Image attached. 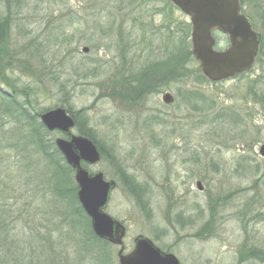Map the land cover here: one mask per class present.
I'll return each mask as SVG.
<instances>
[{"label": "rangeland", "instance_id": "obj_1", "mask_svg": "<svg viewBox=\"0 0 264 264\" xmlns=\"http://www.w3.org/2000/svg\"><path fill=\"white\" fill-rule=\"evenodd\" d=\"M242 5L264 21V0ZM189 23L170 0H0V264H120L74 202L75 173L55 172L56 147L51 168L22 147L56 108L103 153L85 167L116 182L106 212L126 253L145 236L181 264H264L250 255L264 249V43L251 72L214 83L182 49Z\"/></svg>", "mask_w": 264, "mask_h": 264}, {"label": "water", "instance_id": "obj_2", "mask_svg": "<svg viewBox=\"0 0 264 264\" xmlns=\"http://www.w3.org/2000/svg\"><path fill=\"white\" fill-rule=\"evenodd\" d=\"M172 1L190 17L193 55L208 79L220 82L251 70L259 52L261 36L241 14L240 0ZM215 31L229 36L230 47L226 51L215 50L216 41L212 35ZM83 51L87 53L89 49ZM163 101L169 105L174 98L166 93ZM40 119L48 131H59L68 137L58 138L56 146L75 170L78 199L91 219L95 234L121 247L118 252L120 264H181L174 254L162 251L145 236H138L133 251L124 254L126 228L106 212L116 183L106 181L102 172L92 173L84 167V163L92 166L101 162L102 155L96 144L88 137L73 134L74 117L64 108L50 110L40 115ZM260 152L264 156V146ZM198 185L202 189L200 183Z\"/></svg>", "mask_w": 264, "mask_h": 264}, {"label": "trees", "instance_id": "obj_3", "mask_svg": "<svg viewBox=\"0 0 264 264\" xmlns=\"http://www.w3.org/2000/svg\"><path fill=\"white\" fill-rule=\"evenodd\" d=\"M190 36H191V24L189 23V24H187L186 31H185V39H186L185 42H186V45H184L185 47H183L182 49L186 50L191 55L192 54V51H191V48H190L191 47V44H190ZM18 112H19V117L20 118H25L26 117L24 111H22V110L19 109ZM38 118H39V116H38ZM29 119H31V120H29V123L33 121L32 118H29ZM31 127H32V129L29 132V135L28 136H25V138H24L25 141H26V143H24V145L22 147L24 148V151H28V152H29V148H33L35 151H37V152L41 153L43 156H45V159H46V157L47 158H50V163H49V165L47 164L50 167L51 164L53 163V156L50 157V156L47 155L46 149H47L48 146L46 144L48 143L51 146V148H53V147H56V143L53 142V141L48 142L46 140V138L52 132H49L46 129V127L42 124L41 120L38 123H35V122L34 123H31ZM76 127H78L77 119H76ZM85 136H87L89 139H92L93 140V136L90 133L89 134H86ZM55 149H56V154L61 157L62 161L63 160L65 161L63 155L60 153V151L57 149V147ZM101 154L103 156V153L102 152H101ZM55 167H56L55 172L57 170V173L60 174L59 176H61V175L68 176L70 173H73V172L75 173V171L70 166H68V164L66 166H63V167L62 166H58V165L55 164ZM53 177L55 178V184H57L58 183L57 182V178H58L57 174L54 173V176ZM60 184H61V181H60ZM76 186H77V184H75V186L73 185V187L71 188V191L73 192V196H74V199H75L74 202H76L79 205L80 203L78 201V195H77L78 194V187H76ZM64 191H66V190L64 189ZM63 193L64 192H62V194ZM79 211L84 214L85 219L88 222L91 221L90 218L87 216V214L84 212V210L81 207V205L79 206ZM92 232H93V230L91 231L92 236L94 238L98 239L96 237V235L94 234V232L93 233Z\"/></svg>", "mask_w": 264, "mask_h": 264}, {"label": "flooded vegetation", "instance_id": "obj_4", "mask_svg": "<svg viewBox=\"0 0 264 264\" xmlns=\"http://www.w3.org/2000/svg\"><path fill=\"white\" fill-rule=\"evenodd\" d=\"M244 7H245V6H244ZM244 7H243V5H242V14L250 20V22L252 23L253 29H254L257 33H259V34L261 35V38H262L261 46H260V51H259V54H258V56H257V58H256V62H257V61L260 59V57H261L260 54H261V51H262V49H263V43H264V32L259 31V30L257 29V26H258V25L261 27V25H260V20H261V19L257 18L256 16H253V15L248 14V13L246 12V8L244 9ZM261 21L264 22V21H263V18H262ZM261 29H262V28H261ZM223 35H225V34H223ZM225 36L228 38L227 35H225ZM228 42H229V38H228ZM229 45H230V43H229ZM228 47H229V46H228ZM228 47H227V48H228ZM223 50H225V49H223ZM220 51H222V50H220ZM261 111H263V110H261ZM263 112H264V111H263ZM261 146H262V145H261ZM261 146H260V147H261ZM125 227H126V226H125ZM126 229H127V228H126ZM127 232H128V230H127ZM258 250H259V251H258ZM250 255L252 256L251 259H253L254 261L264 262V259L261 260V258H264V249H262L261 246L253 245V247H252V253H251Z\"/></svg>", "mask_w": 264, "mask_h": 264}]
</instances>
